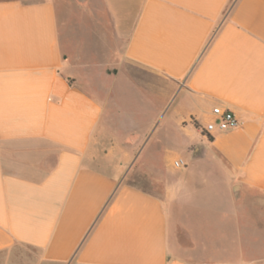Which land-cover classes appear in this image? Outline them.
Returning <instances> with one entry per match:
<instances>
[{
	"label": "crops",
	"instance_id": "0c3cea01",
	"mask_svg": "<svg viewBox=\"0 0 264 264\" xmlns=\"http://www.w3.org/2000/svg\"><path fill=\"white\" fill-rule=\"evenodd\" d=\"M42 263L264 264V0H0V264Z\"/></svg>",
	"mask_w": 264,
	"mask_h": 264
},
{
	"label": "rangeland",
	"instance_id": "374dc122",
	"mask_svg": "<svg viewBox=\"0 0 264 264\" xmlns=\"http://www.w3.org/2000/svg\"><path fill=\"white\" fill-rule=\"evenodd\" d=\"M179 97L180 96H178L176 101H178ZM174 99H175V95L169 101L164 103L162 100H160L156 97V110L159 107H164V110L167 111L170 104L171 105L174 104ZM170 113L171 112L167 111V114L164 117L163 122L161 121V123H160L159 119H156V122H154L152 125H149V126L145 125V127L143 128V131H144L143 135L145 136V144H146L147 140L152 137V139L155 141V142H153V146H152L153 150L157 153H159L158 150L166 151V152L162 151L161 156L158 157L157 159L156 158L146 159L147 164L149 162L150 163L154 162L155 163L154 165H156V166H160L163 164L165 165V163H168V161L170 160L169 156L166 155V153H173V152H177L179 150L172 145L174 144L175 141L179 142V141L183 140L182 138H184L183 137L184 135L179 133L177 128L174 126L173 121H171V122L168 121V118L171 117ZM167 121L169 122L168 124H167ZM204 122L205 123H204L203 128H205V126L208 124L206 120ZM210 122H214V121L210 120ZM187 129H188V131L186 132L187 138L188 139L192 138L194 140L193 144L196 145V148L199 147L201 145V142H202L204 149L206 150V152H208L210 154L208 157H203L202 159L201 158L198 159L197 162L193 163V165L195 167L202 169L203 171H206V169H216L219 166L217 153L214 151V149L212 147L207 145L206 139H201L197 135H195V127L193 126V124H188ZM180 137H182V138H180ZM184 139H186V138H184ZM158 146H159V148H158ZM184 158H185V160L190 161V163H191L189 153H185ZM144 181L145 180H139L138 182H136V184H138L139 186H141L143 188H146L147 185H146V182H144ZM209 196H211L210 192H209ZM22 256H24V255H22ZM42 264H45V263H42Z\"/></svg>",
	"mask_w": 264,
	"mask_h": 264
},
{
	"label": "built area",
	"instance_id": "2783aa9c",
	"mask_svg": "<svg viewBox=\"0 0 264 264\" xmlns=\"http://www.w3.org/2000/svg\"><path fill=\"white\" fill-rule=\"evenodd\" d=\"M211 114L215 118L214 122L208 123L205 128L201 130L203 134H211L215 131H227L234 129L238 126V121L234 115L227 109L221 107H213ZM173 167L177 169L176 165H179V169L185 166L182 159H176L172 163Z\"/></svg>",
	"mask_w": 264,
	"mask_h": 264
},
{
	"label": "clouds",
	"instance_id": "9594fccd",
	"mask_svg": "<svg viewBox=\"0 0 264 264\" xmlns=\"http://www.w3.org/2000/svg\"><path fill=\"white\" fill-rule=\"evenodd\" d=\"M179 170V165H176ZM172 175L176 176L175 173ZM191 198V193L187 189V182L182 176H176V178L164 185V200L163 205L165 207L170 206L177 201L187 202Z\"/></svg>",
	"mask_w": 264,
	"mask_h": 264
}]
</instances>
